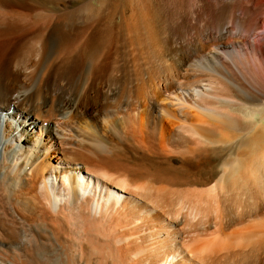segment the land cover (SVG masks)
<instances>
[{
    "label": "bare ground",
    "instance_id": "1",
    "mask_svg": "<svg viewBox=\"0 0 264 264\" xmlns=\"http://www.w3.org/2000/svg\"><path fill=\"white\" fill-rule=\"evenodd\" d=\"M122 1L0 0V264H264V0Z\"/></svg>",
    "mask_w": 264,
    "mask_h": 264
},
{
    "label": "rangeland",
    "instance_id": "2",
    "mask_svg": "<svg viewBox=\"0 0 264 264\" xmlns=\"http://www.w3.org/2000/svg\"><path fill=\"white\" fill-rule=\"evenodd\" d=\"M20 2L21 1H26V2H24L25 4L24 5H27L28 4V0H19ZM129 1V0H128ZM128 1H125L124 2V0L122 1V2H124V3H126V5H125V9H126V7L127 8H129V7H131V6H134L135 5V0H130V2L133 4H131L130 2V4L128 3ZM133 1V2H132ZM145 1H147V0H145ZM7 2H8V5H14V3H18L19 4V2H18V0H13L12 2L10 1V0H7ZM10 2V3H9ZM165 5H164V8L166 9V5L168 6V7H170V10H171V8H173V3H175V0L172 2V0H165ZM13 3V4H12ZM22 3L23 2H21V4L20 5H22ZM128 3V4H127ZM128 5H130V6H128ZM170 5H172V7L170 6ZM167 7V9H166V12H168V11H170L169 10V8ZM165 9H164V11H165ZM128 9H126V11H127ZM118 21H119V19H118ZM232 28V31H234V28H233V26L231 27ZM121 49V55L123 56H127V49L126 48H120ZM126 51H125V50ZM124 52H126V54H124ZM233 111H235V110H233ZM134 124H136V125H134ZM133 124V126L134 127H136V126H138V124L137 123H134ZM121 125V124H120ZM119 125V126H120ZM122 126V125H121ZM226 129V128H225ZM229 129V130H228ZM121 128H119L118 127V129H117V136L120 134V132H121ZM119 131V132H118ZM223 131V133L220 135V133ZM222 131L220 132V133H215V136H213V146L211 145V144H209L208 146H210V149H209V147L207 148V153L209 154V156L211 155V157L213 158L214 157V160H215V165L217 166H241L243 163H244V161H243V159L245 158L244 157V152H245V150L243 149V147L245 146V144H246V141L248 140V139H245V138H247V135L249 134H247V133H240V135L237 133V132H235V131H232L230 128H227V130H225L224 131V129H222ZM229 131V132H228ZM247 132V131H246ZM235 133V134H234ZM121 134H123V131H122V133ZM120 134V135H121ZM226 136H225V135ZM238 134V135H237ZM119 135V136H120ZM124 135V134H123ZM242 135H243V137H242ZM119 136L117 137V138H119ZM121 137H123V138H121V139H123L122 140V143L124 144V145H126V143H125V141H126V138L124 137V136H121ZM240 137V138H239ZM133 139V138H132ZM131 138H129L126 142H127V145H126V147H127V149L128 148H130L131 147V149L130 150H132V149H134V151H135V148L136 147H134V145L136 144V146H137V143H135L136 142V139H134V140H132ZM130 140V141H129ZM134 141L133 143H134V145H133V147H132V144L130 143V142H132V141ZM129 141V142H128ZM219 142V143H218ZM216 144V145H215ZM227 144V145H226ZM230 144V145H229ZM123 145V146H124ZM131 145V146H130ZM152 148V147H151ZM212 148V149H211ZM137 149V148H136ZM129 150V149H128ZM151 150H154V148H152ZM244 150V151H243ZM229 151V152H228ZM153 152V151H152ZM224 152V153H223ZM240 152V153H239ZM242 153V154H241ZM248 152L246 151V153H245V155L247 154ZM212 154H213V156H212ZM226 154V155H225ZM240 155L239 157H240V159L238 158V155ZM241 155H242V157H241ZM220 156V157H219ZM216 157V158H215ZM243 162H242V161ZM238 161V162H237ZM233 162V163H232Z\"/></svg>",
    "mask_w": 264,
    "mask_h": 264
}]
</instances>
